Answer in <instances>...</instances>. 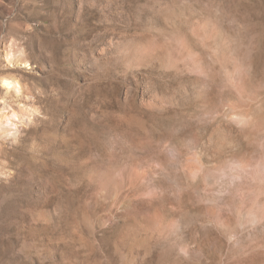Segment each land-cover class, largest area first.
Wrapping results in <instances>:
<instances>
[{
	"label": "rangeland",
	"instance_id": "374dc122",
	"mask_svg": "<svg viewBox=\"0 0 264 264\" xmlns=\"http://www.w3.org/2000/svg\"><path fill=\"white\" fill-rule=\"evenodd\" d=\"M0 76V264H264V0H0Z\"/></svg>",
	"mask_w": 264,
	"mask_h": 264
},
{
	"label": "clouds",
	"instance_id": "9594fccd",
	"mask_svg": "<svg viewBox=\"0 0 264 264\" xmlns=\"http://www.w3.org/2000/svg\"><path fill=\"white\" fill-rule=\"evenodd\" d=\"M5 64L9 68L15 67L16 65L13 63L14 60H16V56L13 54L11 50H9L8 53H6L3 57ZM20 67L28 68L29 65L27 63H24L20 65ZM0 90H3L4 97H8L9 95H14L16 97H21L25 91H27V85L21 84L20 79H17L15 76H0ZM27 100H31V95L24 97ZM0 104L5 105L6 113L4 116V125L6 128L14 127V122L18 121L20 119L19 115L11 108L9 107L4 99H0ZM20 108L24 111H27L31 114V116H38L40 115V112L38 109H25L24 105L21 104ZM29 123H31V118H29Z\"/></svg>",
	"mask_w": 264,
	"mask_h": 264
}]
</instances>
